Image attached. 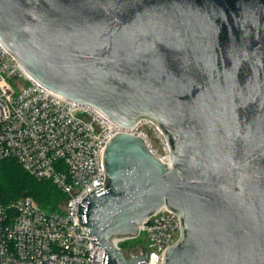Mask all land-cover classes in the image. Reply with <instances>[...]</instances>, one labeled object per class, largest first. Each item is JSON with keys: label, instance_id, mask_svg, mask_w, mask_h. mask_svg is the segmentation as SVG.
<instances>
[{"label": "water", "instance_id": "1", "mask_svg": "<svg viewBox=\"0 0 264 264\" xmlns=\"http://www.w3.org/2000/svg\"><path fill=\"white\" fill-rule=\"evenodd\" d=\"M0 41L45 88L133 127L107 143L78 222L105 251L166 206L181 237L164 264H264V0H0Z\"/></svg>", "mask_w": 264, "mask_h": 264}, {"label": "built area", "instance_id": "2", "mask_svg": "<svg viewBox=\"0 0 264 264\" xmlns=\"http://www.w3.org/2000/svg\"><path fill=\"white\" fill-rule=\"evenodd\" d=\"M117 133L141 137L156 157L170 163L167 139L153 121L122 127L45 88L0 41V162L16 160L66 197L57 212L45 211L30 197L10 204L0 197V264H102L105 251L91 241L77 212L85 196L104 183L102 157ZM141 236L147 264H164L167 248L181 237L179 215L162 207L139 226ZM129 240L114 243L121 248ZM130 253L124 252L133 258L143 249Z\"/></svg>", "mask_w": 264, "mask_h": 264}, {"label": "trees", "instance_id": "3", "mask_svg": "<svg viewBox=\"0 0 264 264\" xmlns=\"http://www.w3.org/2000/svg\"><path fill=\"white\" fill-rule=\"evenodd\" d=\"M0 197L3 203L10 204L20 198H32L42 209L48 212H57L65 201V195L48 180H39L27 172L16 160L6 159L0 162ZM135 244L133 240L120 245L121 249L130 246L137 252L144 247L141 243ZM128 256V255H127Z\"/></svg>", "mask_w": 264, "mask_h": 264}, {"label": "rangeland", "instance_id": "4", "mask_svg": "<svg viewBox=\"0 0 264 264\" xmlns=\"http://www.w3.org/2000/svg\"><path fill=\"white\" fill-rule=\"evenodd\" d=\"M133 241H134L135 244H138V245H139V243H141L142 245H145V242H144L142 236L139 237V238L133 239ZM138 245H137V246H138ZM130 248H131L130 246H127V247H125L124 249H125L126 251H128V250H131ZM126 251H125V252H126Z\"/></svg>", "mask_w": 264, "mask_h": 264}, {"label": "bare ground", "instance_id": "5", "mask_svg": "<svg viewBox=\"0 0 264 264\" xmlns=\"http://www.w3.org/2000/svg\"><path fill=\"white\" fill-rule=\"evenodd\" d=\"M117 239H114V242H116Z\"/></svg>", "mask_w": 264, "mask_h": 264}]
</instances>
